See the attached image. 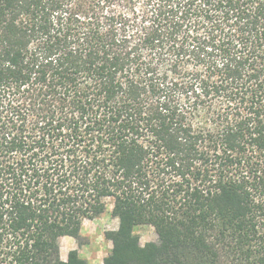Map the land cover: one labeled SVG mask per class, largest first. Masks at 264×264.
<instances>
[{
  "label": "trees",
  "instance_id": "16d2710c",
  "mask_svg": "<svg viewBox=\"0 0 264 264\" xmlns=\"http://www.w3.org/2000/svg\"><path fill=\"white\" fill-rule=\"evenodd\" d=\"M109 203L102 264H264V0H0V264Z\"/></svg>",
  "mask_w": 264,
  "mask_h": 264
},
{
  "label": "rangeland",
  "instance_id": "374dc122",
  "mask_svg": "<svg viewBox=\"0 0 264 264\" xmlns=\"http://www.w3.org/2000/svg\"><path fill=\"white\" fill-rule=\"evenodd\" d=\"M113 204L109 203L107 211L95 219L84 220V236L77 241L83 259H88L90 263L99 264L103 262L112 248V241L106 238V232L118 228V219L112 213ZM136 233L140 237V242L145 245L149 242H156L158 235L151 225H143L136 228ZM64 252V250H63Z\"/></svg>",
  "mask_w": 264,
  "mask_h": 264
},
{
  "label": "crops",
  "instance_id": "0c3cea01",
  "mask_svg": "<svg viewBox=\"0 0 264 264\" xmlns=\"http://www.w3.org/2000/svg\"><path fill=\"white\" fill-rule=\"evenodd\" d=\"M83 225H84V222H83ZM83 227L84 226H82V229H81V237L84 236ZM60 246H61V258L63 260H67L68 259L69 253L72 250H78V252L81 253V250H80V247H79V245L77 243V240L74 237H71V236H63V237H61L60 238ZM63 250H64V252H63ZM85 260L90 263V261L87 258ZM103 261H104V259H103ZM102 263H99V264H102ZM90 264H92V263H90ZM94 264H96V263H94Z\"/></svg>",
  "mask_w": 264,
  "mask_h": 264
}]
</instances>
